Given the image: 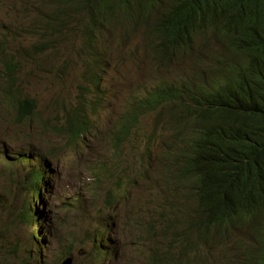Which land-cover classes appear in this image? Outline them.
<instances>
[{"label": "clouds", "instance_id": "clouds-1", "mask_svg": "<svg viewBox=\"0 0 264 264\" xmlns=\"http://www.w3.org/2000/svg\"><path fill=\"white\" fill-rule=\"evenodd\" d=\"M182 1L215 5L231 0H177L176 4ZM174 2L162 0L147 16L150 0H0V145L6 146L0 152V222L6 209L12 208L13 220L26 225L29 231L27 240L11 243L5 249L6 262L254 264L262 261L264 216L257 215L264 209V191L259 182V168L237 149L225 145L234 137L256 146L252 135L238 134L251 128H240L234 133L220 125L229 136L223 144L210 147L204 141L206 126L184 108L193 103L192 86L205 75L209 80L225 76L226 71L220 66L241 59L234 50L238 38L195 14L180 23L179 31L165 45L167 39L157 27L158 17ZM33 8L47 11L35 19L40 24L35 31L38 40L33 50L25 46L15 48L9 39L23 27ZM79 22L85 24L83 30ZM122 22L146 29L155 44L157 61L169 62L190 52L197 41L213 44L206 53L190 59V65L194 66L190 76L171 79L169 73L161 76L162 72L154 70L151 75L156 80L154 84L141 86L127 103L123 92L121 119L113 124L117 131L109 136L115 158L98 166L85 165L83 173L89 192L66 200L58 197L62 200L60 205L66 206L65 212L78 225L71 236L59 240L51 230L50 211L51 198L56 195V174L71 158L86 155L89 142L100 130V115L110 111L111 92L121 82L108 78L112 67L108 68L106 63H110L115 52L109 43L119 41V36L107 28ZM54 47L55 53L46 54ZM42 52H46L44 59L53 68L66 70V77L72 75L76 63L85 64L82 80L77 84L85 93L72 95L71 90L67 102L53 100L47 106L41 102L42 95L31 94L28 85L22 84L23 70L28 65L38 68L36 59L28 61ZM56 56L58 62L51 61ZM206 60L208 64L202 66ZM217 68L222 71L215 72ZM174 83L179 92L171 97ZM57 110L61 116L46 118L49 112ZM150 112L156 113L154 125L139 130L141 118ZM158 124L171 128L170 143L161 141L154 150L153 145L161 136L155 139L149 133ZM47 135L54 138L49 150L37 140ZM134 138L144 141L147 147L141 155L136 152L126 155L122 145ZM258 151L264 159V149ZM4 172L11 174L6 189L1 182ZM151 185L156 187L155 192L150 190ZM134 191L139 196L131 202ZM242 229L248 230L244 240L239 239ZM235 252L238 253L231 263L223 261Z\"/></svg>", "mask_w": 264, "mask_h": 264}, {"label": "rangeland", "instance_id": "rangeland-1", "mask_svg": "<svg viewBox=\"0 0 264 264\" xmlns=\"http://www.w3.org/2000/svg\"><path fill=\"white\" fill-rule=\"evenodd\" d=\"M46 9L42 8L39 10L32 9L31 13L28 14L25 24L20 30H16L17 34L9 39V42L13 44V47L18 48L21 46L30 47L33 50L35 41L38 37L35 35V31L39 27V23L35 20L39 13L46 14ZM80 30H83L85 24L77 23ZM109 31H114L119 36V41L114 40L109 43L110 48L114 49V57L110 63H106L109 67L108 78L111 81H119V87L111 92L110 111L103 112L99 118L100 130L97 135L89 142L86 155L78 159L68 160L63 164L62 169L56 174V195L51 198L50 211L51 217V230L56 238L59 240L65 237L71 236L76 228L77 221L72 216H69L65 212L66 206L60 205L61 199L66 200L73 195H81L90 191V186L85 178L83 169L86 164L98 166L105 161H112L115 157V149L112 146V139L109 140V136L113 135L117 131V126L113 127L114 123H117L121 119L122 104H123V92H125V101L127 103L131 95L141 86L147 85V83L154 84L156 81L153 71H160L161 76L169 73L171 79L177 77L190 76V59L198 53H206L213 42L203 43L197 41L190 52H186L179 57L167 61H157L158 55L154 51L155 44L151 41L150 35L147 33L143 26H131L128 22H122L117 24L115 27H108ZM74 43L77 40L73 38ZM55 47L51 50H47L46 54L52 55L55 53ZM45 53H40L28 62H33L36 59L38 68H31L26 66L22 74V84L28 85V91L36 96H41V102L47 106L53 100H60L67 102L70 99V91L72 95L84 94L85 91L77 88V84L81 82L83 70L85 64L80 65L82 62L76 63L75 70L72 75L66 77V70L53 68L51 62L45 61ZM24 58L25 55H24ZM53 62H58V56L51 59ZM208 64L206 60L202 66ZM153 68V69H152ZM57 70V72H56ZM60 111L49 112L46 115L48 120L55 119L57 116H61ZM156 113L150 112L144 115L139 124V130L145 131L150 129L155 122ZM149 136L158 139L161 136L160 141L157 140L153 145V149H158L161 141H167L170 143L171 128L164 124H158L150 130ZM139 139V137H137ZM54 138L47 135L45 137H39V145L46 150L52 148L54 144ZM5 145H0V152L5 151ZM147 146L144 141L139 142L138 140L131 139L128 143L122 145V150L125 151L126 155L133 152L141 155L143 149ZM2 166H0V171ZM11 174L4 172L1 182L3 189L8 188V181ZM151 191H156L154 185L150 186ZM139 194L134 191L131 196V202H135ZM58 197H61L58 198ZM7 212L1 218L0 222V259L3 263L0 264H13L4 260L6 256L5 249L11 244L19 241H25L29 238V231L27 226L22 223H16L13 220L12 208L6 209ZM248 231V230H247ZM247 231L242 229L239 233V239L244 240ZM238 253H232L229 256H225L223 260L225 263H231L234 255ZM7 259V258H6ZM43 257H41V260Z\"/></svg>", "mask_w": 264, "mask_h": 264}, {"label": "trees", "instance_id": "trees-1", "mask_svg": "<svg viewBox=\"0 0 264 264\" xmlns=\"http://www.w3.org/2000/svg\"><path fill=\"white\" fill-rule=\"evenodd\" d=\"M150 1L152 4L146 12L147 16L162 2ZM176 3L177 0L172 5L169 3L158 17L160 22L157 27L167 39L165 45L179 31L180 23L187 16L195 14L202 21L220 27L225 34L238 38L234 50L241 59L220 66L226 71L221 78L209 80L207 75L203 79L199 78L201 82L191 87L195 90L190 92L193 103L184 108L192 111L206 126L204 141L210 147L223 144L229 136L220 125L232 129L234 133L240 128H251V131L238 134L252 135L257 148L234 137H230L225 145L237 149L257 164L260 186L264 191V159L258 151L264 149V0H231L226 4L215 5L201 1ZM221 71V68L215 70ZM213 76L217 77L215 73ZM178 92L174 83L170 96L176 97ZM257 216H264V209ZM254 264H264V253L262 261Z\"/></svg>", "mask_w": 264, "mask_h": 264}, {"label": "bare ground", "instance_id": "bare-ground-1", "mask_svg": "<svg viewBox=\"0 0 264 264\" xmlns=\"http://www.w3.org/2000/svg\"><path fill=\"white\" fill-rule=\"evenodd\" d=\"M250 40V39H249ZM149 149H151V146L149 147ZM48 179V178H47ZM103 257H107V254H104V256ZM101 260H102V258H100ZM103 261H104V258H103Z\"/></svg>", "mask_w": 264, "mask_h": 264}]
</instances>
